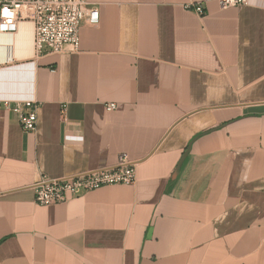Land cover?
I'll return each mask as SVG.
<instances>
[{
  "label": "crops",
  "instance_id": "crops-1",
  "mask_svg": "<svg viewBox=\"0 0 264 264\" xmlns=\"http://www.w3.org/2000/svg\"><path fill=\"white\" fill-rule=\"evenodd\" d=\"M88 1L77 50L0 32V264H264V0ZM3 100L36 101V129ZM122 153L134 183L35 202Z\"/></svg>",
  "mask_w": 264,
  "mask_h": 264
},
{
  "label": "built area",
  "instance_id": "built-area-1",
  "mask_svg": "<svg viewBox=\"0 0 264 264\" xmlns=\"http://www.w3.org/2000/svg\"><path fill=\"white\" fill-rule=\"evenodd\" d=\"M220 8L248 5L250 0H217ZM199 15H204L202 2L188 5ZM33 24L35 56L61 53L69 47L77 50L82 24L99 22L96 4L88 0H0V32H13L18 21ZM3 106L13 112L24 132H32L37 126L38 103L33 100L11 102L3 100ZM115 103L106 104L107 110ZM136 180V161L122 153L118 162L75 174L49 177L45 174L35 182V202L39 205L64 203L103 185L132 184Z\"/></svg>",
  "mask_w": 264,
  "mask_h": 264
},
{
  "label": "water",
  "instance_id": "water-1",
  "mask_svg": "<svg viewBox=\"0 0 264 264\" xmlns=\"http://www.w3.org/2000/svg\"><path fill=\"white\" fill-rule=\"evenodd\" d=\"M190 148H191V142L188 144L187 148L184 150L181 158L179 159V161L177 163V166H176V168L174 170V174H173L174 177L178 174L184 159L186 158L188 152L190 151Z\"/></svg>",
  "mask_w": 264,
  "mask_h": 264
}]
</instances>
